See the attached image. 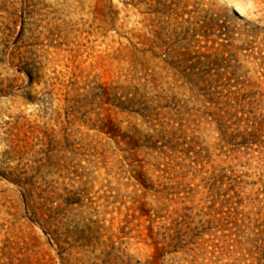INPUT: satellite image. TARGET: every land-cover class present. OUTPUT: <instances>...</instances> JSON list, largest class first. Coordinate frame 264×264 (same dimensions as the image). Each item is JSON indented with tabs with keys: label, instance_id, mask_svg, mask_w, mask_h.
Returning <instances> with one entry per match:
<instances>
[{
	"label": "rangeland",
	"instance_id": "obj_1",
	"mask_svg": "<svg viewBox=\"0 0 264 264\" xmlns=\"http://www.w3.org/2000/svg\"><path fill=\"white\" fill-rule=\"evenodd\" d=\"M0 264H264V0H0Z\"/></svg>",
	"mask_w": 264,
	"mask_h": 264
}]
</instances>
